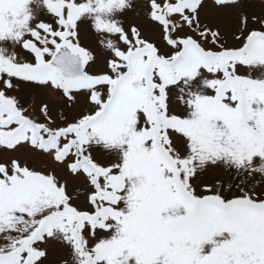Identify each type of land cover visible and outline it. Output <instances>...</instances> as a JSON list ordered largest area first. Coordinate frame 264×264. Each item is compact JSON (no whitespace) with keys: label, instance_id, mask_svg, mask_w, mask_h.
<instances>
[{"label":"snow or ice","instance_id":"1","mask_svg":"<svg viewBox=\"0 0 264 264\" xmlns=\"http://www.w3.org/2000/svg\"><path fill=\"white\" fill-rule=\"evenodd\" d=\"M0 264H264V0H0Z\"/></svg>","mask_w":264,"mask_h":264}]
</instances>
